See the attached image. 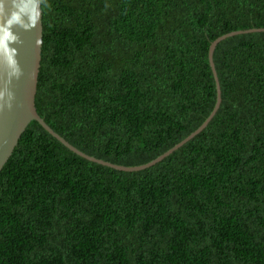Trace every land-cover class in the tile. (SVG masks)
I'll list each match as a JSON object with an SVG mask.
<instances>
[{
	"label": "trees",
	"instance_id": "1",
	"mask_svg": "<svg viewBox=\"0 0 264 264\" xmlns=\"http://www.w3.org/2000/svg\"><path fill=\"white\" fill-rule=\"evenodd\" d=\"M36 121L0 171V264H264V0H40ZM229 91V92H228Z\"/></svg>",
	"mask_w": 264,
	"mask_h": 264
},
{
	"label": "water",
	"instance_id": "2",
	"mask_svg": "<svg viewBox=\"0 0 264 264\" xmlns=\"http://www.w3.org/2000/svg\"><path fill=\"white\" fill-rule=\"evenodd\" d=\"M262 31L264 30L252 29L230 32L211 43L208 49L207 62L210 65L216 86V103L211 115L187 140L200 133L207 126L221 103L220 85L212 62L213 53L218 43L232 36ZM41 46L42 11L40 0H0V171L31 121H36L76 155L118 171L138 172L147 169L170 153L169 151L154 161L139 166L112 165L81 153L53 132L35 110ZM184 142L177 144L173 149Z\"/></svg>",
	"mask_w": 264,
	"mask_h": 264
},
{
	"label": "bare ground",
	"instance_id": "3",
	"mask_svg": "<svg viewBox=\"0 0 264 264\" xmlns=\"http://www.w3.org/2000/svg\"><path fill=\"white\" fill-rule=\"evenodd\" d=\"M223 36V35H222ZM221 37V36H220ZM219 38V37H218ZM41 61V60H40ZM40 68V67H39ZM38 78V77H37ZM229 92V91H228ZM57 140V139H56ZM61 143V142H60ZM68 143V142H67ZM62 144V143H61ZM69 144V143H68ZM63 145V144H62ZM183 145V143L179 146V147H181ZM64 146V145H63ZM72 146V145H71ZM176 146V145H175ZM65 147V146H64ZM179 147H177L176 149H178ZM75 148V147H74ZM174 147H172V149H170L169 151H170V153H168L166 156H164V158L165 157H167L168 155H170L173 151H175L176 149H173ZM76 149V148H75ZM78 150V149H77ZM172 150V151H171ZM79 151V150H78ZM169 151H167V152H169ZM81 152V151H80ZM167 152H165L164 154H166ZM82 153V152H81ZM75 154V153H74ZM84 154V153H83ZM164 154H162L161 156H163ZM78 156V155H77ZM161 156H159V157H161ZM80 157V156H79ZM90 157V156H89ZM158 157V158H159ZM82 158V157H81ZM101 161V160H100ZM161 161V160H160ZM104 162V161H103ZM94 163V162H93ZM105 163H108V162H105ZM97 164V163H96ZM108 164H110V163H108ZM99 165V164H98ZM113 165V164H112ZM101 166H104V165H101ZM106 167H108V166H106ZM108 168H111V167H108ZM111 169H113V168H111ZM114 170H116V169H114Z\"/></svg>",
	"mask_w": 264,
	"mask_h": 264
},
{
	"label": "rangeland",
	"instance_id": "4",
	"mask_svg": "<svg viewBox=\"0 0 264 264\" xmlns=\"http://www.w3.org/2000/svg\"><path fill=\"white\" fill-rule=\"evenodd\" d=\"M96 159V158H95Z\"/></svg>",
	"mask_w": 264,
	"mask_h": 264
}]
</instances>
